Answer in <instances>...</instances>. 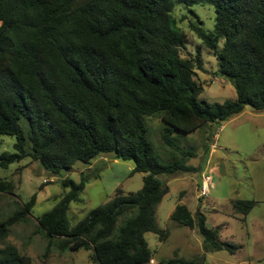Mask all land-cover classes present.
Segmentation results:
<instances>
[{
    "label": "trees",
    "instance_id": "trees-1",
    "mask_svg": "<svg viewBox=\"0 0 264 264\" xmlns=\"http://www.w3.org/2000/svg\"><path fill=\"white\" fill-rule=\"evenodd\" d=\"M212 4L215 29L193 28L218 61L217 72L230 79L237 96L223 103L200 99L195 79L203 69L200 52L185 58L186 34L176 27V5ZM220 42L223 46L220 47ZM249 105L264 110V0H0V136L15 137L14 151L0 153V167L31 158L55 174L102 154L133 160V173H144L137 192L116 190L112 201L71 225L68 211L81 202L87 178H64L66 190L55 206L37 217L39 228L61 252L93 250L97 264H148L153 251L145 238L163 239L156 208L168 193L162 175L197 170L183 159L161 162L148 138L145 116L162 119V139L179 149L174 132L188 134L222 123ZM1 144V142H0ZM183 157L195 156L181 151ZM0 177V193H12ZM37 193L5 219L0 243L9 227L31 212ZM254 200L235 199L244 214ZM244 217V219H245ZM170 218L197 227L206 252L238 246L219 239V228L206 224L184 203ZM174 256L162 264H196ZM0 264H32L12 243L0 245Z\"/></svg>",
    "mask_w": 264,
    "mask_h": 264
},
{
    "label": "rangeland",
    "instance_id": "rangeland-1",
    "mask_svg": "<svg viewBox=\"0 0 264 264\" xmlns=\"http://www.w3.org/2000/svg\"><path fill=\"white\" fill-rule=\"evenodd\" d=\"M176 27L187 36L180 49L185 58L200 52L203 69H196L195 79L203 86L201 100L223 103L235 99L236 90L230 79L221 76L213 50L205 45L193 26L207 31L215 29V8L212 4L176 5L173 10ZM220 47L223 42H220ZM148 138L161 162L183 159L196 166L193 172H179L160 176L169 186L168 193L156 208V223L168 231L161 239L147 232L145 238L153 251V262L162 264L175 255L186 260L196 259V264H264V110L256 111L247 105L244 110L222 123L207 124L195 132H174L178 150L164 144V122L157 116H145ZM0 153L14 151L15 137L0 136ZM192 151L195 156L183 157L181 151ZM211 151V154H210ZM133 160L115 159L102 154L91 164L77 161L72 169L58 174L46 170L41 162L31 158L0 167V177L14 185L12 193H0V219H5L37 193L32 212L21 221L10 225L4 243L17 246L20 253L29 255L32 264H97L93 250L80 248L65 252L53 248L48 253V237L39 228L37 217L51 210L66 190L61 181L87 178L81 202H72L68 211L71 225L82 220L90 210L104 205L121 188L125 193L137 192L143 186L144 173L135 172ZM206 175L212 176L209 193L200 194ZM254 200V207L246 217L233 208V200ZM178 203H184L196 216L206 217V224L219 228V239L238 246L234 252L222 249L206 252L203 237L197 227L181 225L170 218ZM245 217V219H244ZM4 243H0L3 245Z\"/></svg>",
    "mask_w": 264,
    "mask_h": 264
},
{
    "label": "built area",
    "instance_id": "built-area-1",
    "mask_svg": "<svg viewBox=\"0 0 264 264\" xmlns=\"http://www.w3.org/2000/svg\"><path fill=\"white\" fill-rule=\"evenodd\" d=\"M212 183V176L210 175H206L204 177V180L202 182V186H201V192L200 194L202 196H205L209 193V189H210V184ZM154 260L152 259L151 262H153Z\"/></svg>",
    "mask_w": 264,
    "mask_h": 264
},
{
    "label": "crops",
    "instance_id": "crops-1",
    "mask_svg": "<svg viewBox=\"0 0 264 264\" xmlns=\"http://www.w3.org/2000/svg\"><path fill=\"white\" fill-rule=\"evenodd\" d=\"M210 154H211V151H210Z\"/></svg>",
    "mask_w": 264,
    "mask_h": 264
}]
</instances>
